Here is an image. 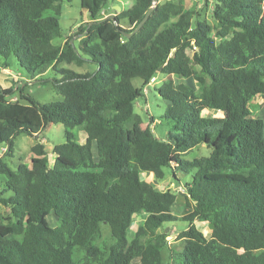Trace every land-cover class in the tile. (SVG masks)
Returning <instances> with one entry per match:
<instances>
[{
  "label": "trees",
  "instance_id": "1",
  "mask_svg": "<svg viewBox=\"0 0 264 264\" xmlns=\"http://www.w3.org/2000/svg\"><path fill=\"white\" fill-rule=\"evenodd\" d=\"M71 1L0 0V59H17L30 81L61 75L54 87L63 97L43 104L22 90L12 100L14 87L0 86V264H264V119L251 108L264 99V0H215L214 23L197 9L209 0H135L115 20L101 16L98 0H81L90 21L57 44ZM159 74L168 137L149 126L132 138L144 123L137 102ZM52 124L66 128L54 163L37 144L31 166L13 170L5 157L14 156L15 139ZM199 146L210 156L185 158ZM166 169L177 181V171L191 177L184 216L172 211L176 192L145 178L162 181ZM179 221L188 227L177 248L162 228ZM196 221L210 222L212 236Z\"/></svg>",
  "mask_w": 264,
  "mask_h": 264
},
{
  "label": "rangeland",
  "instance_id": "2",
  "mask_svg": "<svg viewBox=\"0 0 264 264\" xmlns=\"http://www.w3.org/2000/svg\"><path fill=\"white\" fill-rule=\"evenodd\" d=\"M135 0H98V5L101 7V16H106L109 12L111 15H115V11L121 12L123 9H130L133 7ZM215 0L206 1L204 5H198L197 9L201 11L202 16L208 19L211 23H214L212 18V7ZM199 0H187L188 7L197 5ZM208 4V6H206ZM107 5V7H106ZM120 6L121 9L117 8ZM110 9L109 11H107ZM60 25L63 34V38L57 39V44H64L66 40L73 36L75 32L78 31V27L86 22L90 21V16L86 10L81 7V0H72L71 2H65L62 5V13L59 16ZM81 36H76L72 40L73 43H78ZM8 64L9 67H5ZM64 67L70 68L76 72L82 73L86 71L95 70V66L86 65L84 67H78L76 65L64 64ZM61 79V75L50 70L43 76L40 80L30 81L28 79L27 73L21 68L17 59L14 57L9 60L0 59V86L3 87H14V94L12 95V100L20 99V92L23 90L26 95L34 97L37 101L43 104L56 103L63 100V97L54 87V80ZM165 80V75L159 74L155 79L152 80L150 86L146 88L145 96L138 100L136 111L141 114L144 119L142 125H137L131 130V137L135 138L137 134H141L149 126L155 131V134L162 139H166L169 133V126L161 118L167 108V101L162 99L157 91L161 87L163 81ZM178 80V79H176ZM181 82H188L197 86L196 82L186 79L180 80ZM136 85H140L139 80L135 81ZM252 112L254 116L264 119V99L260 96L256 97L251 104ZM208 116H220L218 112L208 111L206 113ZM76 138L79 142H84L86 139L85 133L80 129L74 130ZM66 142V128L62 124H52L47 129L43 130L40 134L36 136H30L27 134H20L15 139V152L14 156H6L5 160L9 166L16 170L19 164H32L36 154L33 152V147L37 144L43 145L45 151L47 152V157L49 163L52 165L55 161V154L53 152L54 146ZM6 144H0V157L4 156L6 153ZM95 159L98 160L97 147H93ZM211 154V149L207 146H199L188 153L185 158L192 160L194 158L208 157ZM175 166V165H174ZM179 181L171 174L170 169H166V178L159 181L153 177V175H145V178L152 182L157 188L161 190H172L176 192L179 196V201L176 203L172 211L179 216H184L187 213V209L184 205L183 197L184 185L188 182L191 177L190 175H185L177 171ZM146 219L145 215H138L135 218V223L133 230L130 232V239L134 235V231L137 227L144 222ZM49 220L53 226L57 224L55 222L54 216H50ZM197 227L203 231L208 237H211L214 232V226L210 222H195ZM188 227V223L184 221H179L175 223H167L162 229L169 231L171 236L168 238L170 243L177 248H180L181 241L177 238L179 233ZM109 227L104 225V233L108 234Z\"/></svg>",
  "mask_w": 264,
  "mask_h": 264
},
{
  "label": "water",
  "instance_id": "3",
  "mask_svg": "<svg viewBox=\"0 0 264 264\" xmlns=\"http://www.w3.org/2000/svg\"><path fill=\"white\" fill-rule=\"evenodd\" d=\"M106 7H107V5H106ZM117 8L121 9L120 6H117ZM151 12H152V10L146 15V17H145V18L142 20V22L138 25V27H137V29H136L135 32H138V31L142 28V26L147 22V20H148L149 17H150ZM109 18L112 19V20H115V15H110ZM129 36H130V35H129ZM72 43H73V41H72Z\"/></svg>",
  "mask_w": 264,
  "mask_h": 264
},
{
  "label": "crops",
  "instance_id": "4",
  "mask_svg": "<svg viewBox=\"0 0 264 264\" xmlns=\"http://www.w3.org/2000/svg\"><path fill=\"white\" fill-rule=\"evenodd\" d=\"M3 87V86H2ZM11 87V86H10ZM3 88H7V87H3ZM9 88V87H8Z\"/></svg>",
  "mask_w": 264,
  "mask_h": 264
},
{
  "label": "built area",
  "instance_id": "5",
  "mask_svg": "<svg viewBox=\"0 0 264 264\" xmlns=\"http://www.w3.org/2000/svg\"><path fill=\"white\" fill-rule=\"evenodd\" d=\"M155 4H156V3H155ZM153 79H155V78H153ZM153 79H152V80H153Z\"/></svg>",
  "mask_w": 264,
  "mask_h": 264
}]
</instances>
